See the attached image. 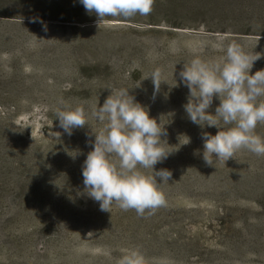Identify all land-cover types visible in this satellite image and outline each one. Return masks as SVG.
Listing matches in <instances>:
<instances>
[{
	"label": "rangeland",
	"instance_id": "rangeland-1",
	"mask_svg": "<svg viewBox=\"0 0 264 264\" xmlns=\"http://www.w3.org/2000/svg\"><path fill=\"white\" fill-rule=\"evenodd\" d=\"M12 1L0 0V130L4 126L8 131L4 144L11 154H0V260L7 248L15 247L25 264H36L27 255L47 258V230L37 240L31 232L36 221H45L48 192L75 177L45 158L48 144L63 134L54 105L81 106L125 88L147 107L154 86L143 78L159 69L155 93L163 100L156 107L162 114L177 112L176 120L190 121L181 105L188 89L179 84V68L196 54L219 61L223 47L235 42L248 54L260 55L250 74L264 69V0H169L157 12L158 26L139 15L99 21L86 13L75 17L77 23L40 18L46 30L31 22L28 13L5 5ZM218 103L214 97L208 111L214 113ZM91 119L89 128L95 131L100 122ZM255 131L264 137V123ZM186 139L183 134L177 142L181 160H191L206 175L220 170L215 166L221 162L237 167L234 158L225 163L213 158L215 168L210 169L202 152L199 158L187 148ZM36 154L42 156L41 164ZM241 169L247 172L246 166ZM186 193L170 192L163 206L140 216L118 204L109 213L92 208L104 231L93 240L76 241L64 261L117 264L127 250L137 249L144 264H264V193H242L219 205L201 192ZM79 202L82 212L88 203H96L84 192ZM24 225L26 234L19 236ZM23 239L27 243H18Z\"/></svg>",
	"mask_w": 264,
	"mask_h": 264
},
{
	"label": "clouds",
	"instance_id": "clouds-1",
	"mask_svg": "<svg viewBox=\"0 0 264 264\" xmlns=\"http://www.w3.org/2000/svg\"><path fill=\"white\" fill-rule=\"evenodd\" d=\"M153 2L78 0L86 13L94 14L99 21L107 17L147 16ZM31 22L40 23L46 30L39 18ZM203 47V43L198 45L201 50ZM222 50L224 55L219 61H207L196 54L177 73L179 84L188 89L187 102L182 105L187 118L201 129H217L214 135L201 133L202 158L210 166L213 158L225 163L239 150L264 156V137L255 131L258 124L264 123V100L260 99L264 97V69L250 74L260 55L248 54L235 42ZM160 76L159 69H154L143 78L151 79L154 93L159 89ZM128 90L110 92L102 104L97 101L90 113L81 105L58 108L55 116L58 126L69 136L73 129L87 125L88 115L106 122L93 133L91 151L81 167L84 193L98 202L101 211L109 213L115 202L120 209L135 210L140 216L145 210H155L166 203L159 185L169 182L172 173L154 166L172 151H166L161 144V137L167 135L164 127L149 116L147 108L136 102ZM214 97L219 103L212 113L208 109ZM189 142L187 137L184 144ZM140 169L150 170V174ZM117 264H144V257L137 249H129Z\"/></svg>",
	"mask_w": 264,
	"mask_h": 264
},
{
	"label": "trees",
	"instance_id": "trees-1",
	"mask_svg": "<svg viewBox=\"0 0 264 264\" xmlns=\"http://www.w3.org/2000/svg\"><path fill=\"white\" fill-rule=\"evenodd\" d=\"M165 1L169 3V0H154L151 13L147 16L140 17L148 19V25L158 26L155 18L158 16L157 12H161L163 5L167 7ZM5 5H14L16 12L28 13L33 18L62 23H77L74 22L77 21V15L86 14L85 9L78 3V0H13L11 3ZM7 9L10 8L7 7ZM171 28L179 27L174 26ZM131 96L134 97L135 101L139 99L136 95ZM162 100L163 95L149 93L146 108L149 116L156 119L157 123L166 130L167 135L161 137L164 140L161 142L162 146L166 151H172L167 159L154 166L157 170L168 169L172 173L169 182L159 185L164 197H167L170 192L174 191H180L183 194H187L186 192H201L209 195L213 202L219 205L221 202L223 204L228 198L236 197L242 193L256 194L258 196L264 193V180L262 181L260 179L261 176H264V156L252 157L250 152L239 150L233 156L235 159L234 166L237 167L229 168L227 164L221 162L215 166L221 169H217L218 171L215 173L214 170H211L212 174L209 173V175H206L204 169L195 167L191 160H181L182 157L179 152L182 148L177 145V142L183 134H186L190 141L187 143V148L196 150L197 153L195 155L199 157L201 156L200 152L203 150L201 133L206 131L214 135L217 129L207 126L201 129L191 121L181 122L176 120L177 112H169L168 114L160 113V108L158 107ZM97 101L99 105L104 100L100 99L82 104L86 113H90L92 107L97 104ZM185 103L182 102L181 105ZM62 107L70 106H59L55 104L54 110ZM91 121V116L88 115L86 126L73 129L71 136L63 133L58 141L56 140L53 144L49 143L47 146L45 158L52 161L54 168L63 169V167H67L69 176L73 177L75 175V177L71 183L65 184L59 181L48 192V198L46 197L45 221H36L33 227L34 231L31 232L35 240H37L42 235L41 230L43 228L47 230V258L43 260L37 255H30L32 253L27 255V258L33 260L36 264H76L74 261H70L69 263L64 261L66 252L70 247L78 240H93L98 233L104 231L100 216L94 214L92 209L94 208L96 211L99 209L98 202L88 203L86 207L88 210L83 208V212L79 208V197L84 192L81 167L87 153L91 151L92 141L94 140L93 133L98 132L103 128L104 123H106L100 122L98 128L94 131L89 128ZM1 129L3 130H0V154L10 157L11 154L4 144L5 135L8 131L4 126ZM12 131L13 128L9 127V133ZM75 153L76 155L73 156ZM35 158L37 164H41L42 156L36 154ZM244 166H246L247 172H243L244 170L241 169ZM215 167L212 165L210 169H214ZM222 169L224 171H221ZM140 170L145 174H150V170ZM14 183V181H11L10 184L13 186ZM116 205L117 203L114 202L110 209H114ZM87 213H90V215H87ZM27 228V225H24V228L18 232V235H25ZM31 239L32 237L29 241ZM20 242L27 243L25 239L18 243ZM17 251L15 247L7 248L6 256L0 260L1 263L25 264V260L20 257Z\"/></svg>",
	"mask_w": 264,
	"mask_h": 264
}]
</instances>
